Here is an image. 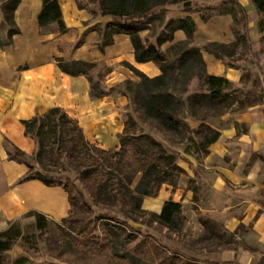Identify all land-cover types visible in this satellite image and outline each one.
Returning <instances> with one entry per match:
<instances>
[{
	"label": "crops",
	"instance_id": "obj_1",
	"mask_svg": "<svg viewBox=\"0 0 264 264\" xmlns=\"http://www.w3.org/2000/svg\"><path fill=\"white\" fill-rule=\"evenodd\" d=\"M57 1L65 32H58L56 22L38 25L41 0H19L13 11L18 32L0 45V231L17 221L21 236L24 224L35 227L31 212L44 215L48 223H59L70 210L67 193L60 184L24 178L29 171L25 158L36 152V140L24 133L22 121L58 107L77 121L86 141L102 149H115L126 120L124 95L106 92L105 88L102 96L92 95L90 80L62 72L56 59L92 63V78L98 68L105 69L104 80L109 86L126 78L122 61L148 76L159 73L153 63L134 60L126 34H115L112 43L99 46L102 31L95 26L110 21V16L91 14L87 7H79L77 0ZM193 3L195 10H182L178 17L193 19V39L198 46L234 41L233 13L229 10L236 3L246 18L249 52L253 59L259 57L263 34L257 23L260 18L264 21V16L250 0ZM4 23L0 8V29ZM174 38L183 40L185 35L178 29ZM201 55L208 74L238 79L235 67L223 64L203 48ZM262 71L264 90V67ZM219 122L215 128L218 138L201 150L198 158L182 155L177 161L184 172L175 187L163 184L155 196L142 198L141 207L159 213L166 200L180 203L183 222L179 234L189 238L191 244L174 242L169 253L178 258L216 264H264V98L246 110L221 115ZM6 145L22 152L24 160L10 155ZM190 178H197L202 188L197 202L188 187ZM204 241L205 249L201 248ZM7 252L13 260L18 247Z\"/></svg>",
	"mask_w": 264,
	"mask_h": 264
},
{
	"label": "trees",
	"instance_id": "obj_2",
	"mask_svg": "<svg viewBox=\"0 0 264 264\" xmlns=\"http://www.w3.org/2000/svg\"><path fill=\"white\" fill-rule=\"evenodd\" d=\"M92 1L98 3L101 16L111 17V20L105 23V29L102 32V46L112 43L113 35L126 34L129 36L133 47L134 60L136 62H154L158 66L160 74L148 77L130 65L139 77V81L135 83V88L129 87V90L134 93L132 98L134 108L127 112L122 132L118 136L119 145L115 149H102L86 141L77 121L58 107H53L42 115L23 120L22 124L24 133L34 138L33 130L40 127L41 119L46 116L51 117L52 128L59 134L58 140L70 144V147L67 148L57 147V152L60 157L64 156L70 159L72 165L80 170L78 179L88 195L94 201H99L104 197L114 201L129 198L135 203L137 209L139 198L155 196L163 184L174 188L177 177L184 172L177 163L182 154L177 150L167 149L151 133L138 132V120L144 123H152L155 128L159 127L164 131L176 134H183L188 131L189 126L185 120L187 116L198 120L200 123L196 133L201 134V140L194 148V152L201 151L219 136L217 129L205 123L206 119L224 114L233 104V100L225 93L231 82L223 76L208 74L205 70L201 48L196 45L188 47L195 30V23L190 16L178 18L176 23L168 22L166 25L168 32L157 38L159 45L164 41L172 40L175 30L183 31L185 39L177 42L176 52L179 55L175 60L176 64L174 61H167L165 54L156 45L142 41L139 35L142 30L139 21L153 15L156 9L164 12V8L168 4H181L182 10L189 12L196 8L195 3H191L192 0ZM250 1L258 13L264 16V0ZM18 2L19 0H6L2 8L5 23L13 27L9 35L18 32L13 22V11ZM78 6L83 7L79 4ZM237 8L245 19L243 10ZM230 12L233 13V21H237V11L231 7ZM36 19L39 26L56 22L59 33L66 30L57 0H41V9ZM258 25L263 27L262 18L259 19ZM233 32L234 41L230 43L210 42L203 49L219 60H223L224 57L231 58L237 54L238 50H250L246 34L240 33L236 29H233ZM56 61L62 72L73 76L84 75L88 80H91L89 70L93 66L92 63L82 60L64 61L61 58L56 59ZM228 66L231 67V65ZM194 77L201 81V88L190 91L189 84ZM97 88V85L92 84V94L96 97L102 96L104 92H98ZM184 108H187V116L182 115ZM135 112H139L138 116H134ZM188 140L191 141L192 139L189 138ZM13 149L15 153L11 151L8 153L19 160H24L22 152L15 147ZM188 151L189 147H184L183 152L188 153ZM59 162V158H55V164H60ZM138 174L139 179L133 187H130ZM31 177L26 173L24 178ZM36 178L45 184H50L41 177ZM58 184L64 188L70 202L68 215L61 222L69 224L72 227V232L81 236L95 221L91 217L93 214L91 203L73 180L66 178ZM72 209L75 211L72 212ZM152 214L160 227L173 232L180 230L183 222L180 203L166 200L160 212ZM30 215L34 216L35 229L38 232L43 231L48 222L45 216L37 212H31ZM112 220L125 224L126 229L129 227L123 220L115 218ZM100 228L102 235L105 236L106 245L109 242L108 237L115 235L116 238H123L125 241L131 236L125 230H117L116 227L113 228L112 232L106 223H102ZM93 230H95L94 225L91 228V231ZM21 237V230L17 221L11 222L5 230L0 231V264L4 262L2 254ZM135 246L139 249L152 250L158 264H198L199 261L194 258L184 260L170 254L152 236L139 239ZM118 257L120 259L126 258L124 255ZM205 263L216 264L208 260H205Z\"/></svg>",
	"mask_w": 264,
	"mask_h": 264
},
{
	"label": "rangeland",
	"instance_id": "obj_3",
	"mask_svg": "<svg viewBox=\"0 0 264 264\" xmlns=\"http://www.w3.org/2000/svg\"><path fill=\"white\" fill-rule=\"evenodd\" d=\"M5 2L6 0H0V8L4 7ZM78 4L87 7L91 14H100L99 6L96 1L77 0V5ZM231 7L234 8V11H237V21H233L232 29H236L240 33H245L247 36L248 29L245 24L246 18H243L242 13L237 6L232 4L230 8ZM164 9V12L156 9L153 15L139 21V24L142 26L139 35L142 41L156 45L157 48L165 54L167 61H174L176 64L175 60H177L179 55V53L176 52L178 47L177 42L180 40L174 38L175 31L173 32L172 40L164 41L158 45L157 38L168 32V28L166 27L168 22L173 21V23H176L177 19L180 18L178 15L182 12V5L168 4ZM95 27L100 32H103L105 24L101 23ZM257 28L263 34L260 39L262 46L260 48L259 57L253 59L249 50L245 49L243 51L238 50L237 54L233 55L231 58L224 57L223 60H220L223 64L227 66L231 65V67L238 69L240 74L237 80L232 81L228 79L231 83L227 87L225 93L233 100V104L225 113L246 110L249 107L259 104L264 98L262 85V67H264V25L263 27H260L257 23ZM12 29V25H7L6 23L3 24L0 29V45H3L8 41L9 32ZM101 40L103 41V37L100 38V43H98L100 47L102 46ZM191 45L198 46V43L194 41L193 36L188 47ZM205 45H200L198 47L203 48ZM129 48L133 51L130 40ZM149 62L156 65L152 61ZM120 64L122 70L126 73V78L124 80L112 86H109V83L106 85L104 80L105 69L98 68L94 78L90 76L92 70H89V76L91 79L90 84L91 86L92 84L97 85L98 92L103 91L102 89L105 88L106 92L124 95L127 99L125 111L127 118V112L132 111L134 108V105H132L134 93L129 90V87L135 88L134 85L139 81V77L130 67V65L133 66L132 64L125 61H122ZM142 73L145 74L144 72ZM158 74H160V70ZM145 75L148 76L147 74ZM198 88H201V81L197 77H194L189 84V90L192 91ZM138 113L139 112H135L134 116H138ZM187 114V108H184L182 115L187 116ZM221 115L223 114L209 117L206 119L205 123L213 128H217L220 125L219 119ZM185 120L189 128L188 131L183 134L164 131L159 127L155 128L152 123H144L141 120H138L137 131L145 133L149 132L156 139L161 141L167 149L177 150L183 156L190 155L196 159L200 153V151L194 152V148H196V145H198L201 140V134L196 133V130L199 129L200 122L188 116ZM33 136L36 140V153H34L31 158H25L26 164L29 167L27 174L32 177H41L44 181L49 183H61L66 178L73 180L76 186L82 190L85 198L91 203L93 212L91 217L95 220L92 225H94L95 230L91 231L92 225H89L86 232L81 236H78L72 232V227H70L69 224L62 222H47L46 228L41 232H38L32 224H24L22 227V237L16 240L9 248L12 249L14 247L16 248V246L18 247L19 253L17 257L12 260L7 254L8 249L2 254V257L4 258L2 264H7L8 262H11L12 264H158L152 250L136 248L135 244L139 239L152 236L155 241L168 252L173 251L175 241L184 242L189 245L191 244V240L189 238H182L179 231L173 232L167 228L160 227L155 221V216L152 214L154 212L142 209L141 201L144 196L138 199L139 207L137 209L135 203L129 198H122L120 201H114L111 198L104 197L99 201H94L85 191L82 183L78 179L80 170H77L72 165L70 159L64 156H59L57 147L67 148L70 147V144L58 140L59 134L52 128L51 117L46 116L41 119V125L33 130ZM189 138L192 140H188ZM186 146L189 147L188 153L183 152V149ZM6 147L9 151L15 153L13 147L8 145H6ZM55 158H59L60 164H55ZM196 170L202 174V176L206 177L203 175L199 166H196ZM197 178H190L188 183V187L193 191V199L196 202L202 197V188L200 183L197 182ZM138 179L139 174L133 179L130 187H133ZM74 211L75 210L72 209V212ZM112 218L125 221V223L129 225L128 229H126L125 224L116 222L112 220ZM102 223H106L107 227L111 229L112 232L113 228L116 227L117 230H125L126 233H129L131 236L125 241L123 238H116L115 235L108 237L109 242L108 245H106L105 236L102 235L100 228ZM204 240H206V238H204ZM206 244L207 242L204 241V245L201 246V248H207ZM119 255H124L126 258L120 259L118 257ZM198 264L206 263L203 259L200 260Z\"/></svg>",
	"mask_w": 264,
	"mask_h": 264
}]
</instances>
